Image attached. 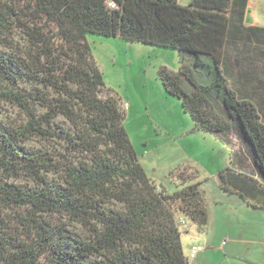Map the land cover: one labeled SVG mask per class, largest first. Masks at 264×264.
Returning a JSON list of instances; mask_svg holds the SVG:
<instances>
[{"label": "trees", "instance_id": "16d2710c", "mask_svg": "<svg viewBox=\"0 0 264 264\" xmlns=\"http://www.w3.org/2000/svg\"><path fill=\"white\" fill-rule=\"evenodd\" d=\"M248 5L0 0V102L23 114L0 121V264H190L182 227L208 226L197 171L172 173L182 185L172 194L147 176L88 35L176 51L179 70L158 73L165 91L193 132L229 150L221 190L264 208V103L254 96L264 28L245 25ZM244 83L259 84L247 93Z\"/></svg>", "mask_w": 264, "mask_h": 264}, {"label": "rangeland", "instance_id": "374dc122", "mask_svg": "<svg viewBox=\"0 0 264 264\" xmlns=\"http://www.w3.org/2000/svg\"><path fill=\"white\" fill-rule=\"evenodd\" d=\"M249 19L251 23L246 26L264 28V0H249ZM87 41L107 89L124 103L125 128L147 176L172 194L182 187L172 173L184 167L198 173L209 223L204 228L190 223L182 227L183 248L190 264H264V208L221 190L219 173L227 167L229 150L215 138L196 135L189 129L192 120L182 113L181 101L169 96L159 79L162 67L179 70L178 53L97 35H88ZM256 51L261 59L257 78L264 84V55L261 49ZM258 84L244 83L243 91L249 93L253 86L255 91ZM254 96L264 103V88L255 91ZM125 103L131 105L130 117ZM22 120L19 110L0 102V121L4 125L13 126ZM231 141L235 150L242 149L234 136ZM27 148L38 151L41 143L33 139ZM194 246L202 252L191 259Z\"/></svg>", "mask_w": 264, "mask_h": 264}, {"label": "crops", "instance_id": "0c3cea01", "mask_svg": "<svg viewBox=\"0 0 264 264\" xmlns=\"http://www.w3.org/2000/svg\"><path fill=\"white\" fill-rule=\"evenodd\" d=\"M192 0H179V2H180V4L181 5H184V6H187V5H189L190 4V2H191ZM248 9H249V5H248ZM170 96V95H169ZM171 98V97H170ZM173 99V98H172ZM176 102H178V101H176ZM122 104H123V106H124V103L122 102ZM125 105H127L126 103H125ZM129 105V104H128ZM127 105V106H128ZM124 108V107H123ZM128 108H129V113H128V116L130 117V113H131V105H129L128 106ZM125 110V109H124ZM126 111V110H125ZM182 111V110H181ZM182 113H183V111H182ZM184 115H186L185 113H183ZM194 128V124H193V122L192 121H190V130H192ZM194 134H200V132H195ZM190 138V137H189ZM187 139V138H186ZM228 164H229V160H228ZM227 164V165H228Z\"/></svg>", "mask_w": 264, "mask_h": 264}, {"label": "water", "instance_id": "95a60500", "mask_svg": "<svg viewBox=\"0 0 264 264\" xmlns=\"http://www.w3.org/2000/svg\"><path fill=\"white\" fill-rule=\"evenodd\" d=\"M245 23L249 24L251 23V20L249 19V9L247 10V14H246V19H245ZM182 88L185 90L186 93L188 94H192L193 92V87L191 86V84L184 80L181 84Z\"/></svg>", "mask_w": 264, "mask_h": 264}, {"label": "built area", "instance_id": "2783aa9c", "mask_svg": "<svg viewBox=\"0 0 264 264\" xmlns=\"http://www.w3.org/2000/svg\"><path fill=\"white\" fill-rule=\"evenodd\" d=\"M127 106V105H126ZM200 252H202V248H200V247H193L192 248V250H191V254H190V258L191 259H194V258H196V256L200 253Z\"/></svg>", "mask_w": 264, "mask_h": 264}]
</instances>
